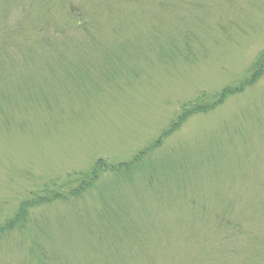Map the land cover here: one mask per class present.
<instances>
[{
	"label": "rangeland",
	"instance_id": "374dc122",
	"mask_svg": "<svg viewBox=\"0 0 264 264\" xmlns=\"http://www.w3.org/2000/svg\"><path fill=\"white\" fill-rule=\"evenodd\" d=\"M263 54L264 0H0V264H264Z\"/></svg>",
	"mask_w": 264,
	"mask_h": 264
},
{
	"label": "trees",
	"instance_id": "16d2710c",
	"mask_svg": "<svg viewBox=\"0 0 264 264\" xmlns=\"http://www.w3.org/2000/svg\"><path fill=\"white\" fill-rule=\"evenodd\" d=\"M264 56V54H263ZM264 74V57L262 59H260L257 63H255V65L252 67V72H251V79L248 82H245L244 87L247 86H252L255 83H257V81L260 79V77H262V75ZM242 88L236 90V91H232V89H225L221 92V94L219 96L216 97L215 101H213L211 103V105L207 104V105H195L192 107H186L184 108L183 112L180 113V115L177 117V119L170 124L171 126L162 134L160 135V138L156 141L155 144H153L152 146H150V148H147L146 150H144L143 152H141L136 158V161L140 160V158H142L143 156H145L147 153H149L150 151H153V149L158 148L159 146H161V143L163 140H165L166 138L172 136V134H174L175 132H177L192 116L198 115V114H205V112H210V111H214L215 108H217L218 106H221L224 101L230 97L233 94H240L241 93ZM105 163L100 160L97 162L96 166H94V169L91 173V176L89 178H87V180H85L82 184L81 190L86 189L87 187H89L95 180H97L99 174L103 171V169H105ZM118 169V168H117ZM78 192L73 193V195H78ZM34 200L31 202H27V203H23L21 204V213H23L24 211L35 207V206H39L45 203L49 204V201L46 200ZM21 214L16 215L17 217L15 218V220L5 226H2L0 228V234L9 231L10 229H12V227L19 223L20 220V216Z\"/></svg>",
	"mask_w": 264,
	"mask_h": 264
}]
</instances>
